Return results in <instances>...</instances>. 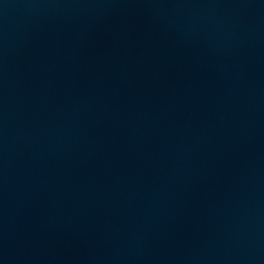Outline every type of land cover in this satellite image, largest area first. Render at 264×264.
I'll return each mask as SVG.
<instances>
[{"label":"water","instance_id":"obj_1","mask_svg":"<svg viewBox=\"0 0 264 264\" xmlns=\"http://www.w3.org/2000/svg\"><path fill=\"white\" fill-rule=\"evenodd\" d=\"M0 264H264V0H0Z\"/></svg>","mask_w":264,"mask_h":264}]
</instances>
